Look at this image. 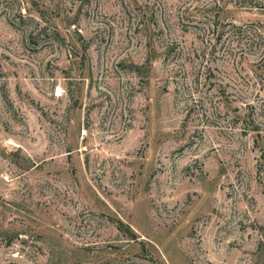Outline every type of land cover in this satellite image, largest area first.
I'll return each mask as SVG.
<instances>
[{"label":"rangeland","instance_id":"obj_1","mask_svg":"<svg viewBox=\"0 0 264 264\" xmlns=\"http://www.w3.org/2000/svg\"><path fill=\"white\" fill-rule=\"evenodd\" d=\"M0 264H264V0H0Z\"/></svg>","mask_w":264,"mask_h":264},{"label":"trees","instance_id":"obj_2","mask_svg":"<svg viewBox=\"0 0 264 264\" xmlns=\"http://www.w3.org/2000/svg\"><path fill=\"white\" fill-rule=\"evenodd\" d=\"M131 67L133 68V70L137 76H140V77L145 76V78H147V80H148V74L152 68V60L149 58H146L145 61L141 65L134 63V64H131ZM119 226H120V227H118L119 230L122 231L123 230L121 228L122 224L120 223Z\"/></svg>","mask_w":264,"mask_h":264}]
</instances>
